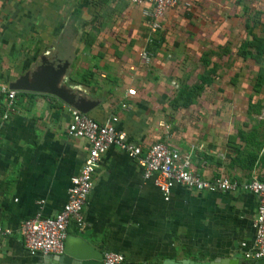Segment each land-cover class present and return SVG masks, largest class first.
<instances>
[{
    "label": "crops",
    "instance_id": "0c3cea01",
    "mask_svg": "<svg viewBox=\"0 0 264 264\" xmlns=\"http://www.w3.org/2000/svg\"><path fill=\"white\" fill-rule=\"evenodd\" d=\"M185 1L190 4L186 11L193 16L201 7H210L213 0ZM35 4L29 0H0V84L16 85L15 91L21 94L16 97L14 114L0 123V227L10 231V235L0 236V264H101L104 251L121 254L123 264H245L239 243L248 244L253 238L254 196L243 192H192L174 186L164 200L151 180L142 178L134 161L113 148L98 162L83 208V225L77 228L70 223L66 227L64 253L49 257L26 253L18 233L20 222L36 213L48 217L60 210L69 180L78 172L86 153L85 141L65 134L67 107L96 122L116 115L117 129L132 141L141 147L154 142L168 145L180 155H187L190 166L204 178H264V149L246 148L256 156L247 168L242 157L240 161L234 157L232 149L238 145H230L231 132L219 126L216 119L193 124L191 109L187 114L183 110L192 104L187 108L169 107L167 98L173 83H168L167 77L178 78L180 49L190 36L184 32L190 23L181 7L164 14L161 33L154 37L157 46L147 66L137 57L147 44L140 8L128 0L96 4L102 27L95 36L99 47L94 50L93 61L86 60L85 64L80 59L84 52L79 58L80 52L75 53L79 68L69 63L77 30L71 36L64 29L72 7L79 11L74 28L76 23L86 28L88 10L93 6L86 0L65 10L61 3ZM32 6L49 10L45 23V19L38 22L37 16L35 23H28L25 14ZM50 10H56L60 19H53ZM105 10L111 11L112 17L106 18ZM28 20L33 22V18ZM190 22L194 23L192 18ZM45 27L56 30L52 40L56 42V57L65 69L51 86L54 94L34 91L48 87L34 84L36 75L28 78L17 62L12 63L18 56L8 45L13 40H29L30 33L38 39L41 34L51 38ZM64 40L69 44L62 49ZM114 40L122 43L114 47ZM125 44L131 46L126 49ZM106 48L111 49L107 52ZM30 87L32 90L21 89ZM128 88L135 91L131 99L125 96ZM120 101L126 103V109L119 108Z\"/></svg>",
    "mask_w": 264,
    "mask_h": 264
},
{
    "label": "rangeland",
    "instance_id": "374dc122",
    "mask_svg": "<svg viewBox=\"0 0 264 264\" xmlns=\"http://www.w3.org/2000/svg\"><path fill=\"white\" fill-rule=\"evenodd\" d=\"M29 1L36 2V6L42 1L61 3L62 10L69 9L72 4L80 2V0ZM106 1L86 0L90 7L93 6L90 10L87 9L90 14L89 23L85 26L86 28L84 24L82 27H79L78 23L75 24L78 38L76 37L71 44L69 63L72 62L79 68L80 63H75V60L80 54L86 53L80 56L84 64L86 60L91 62L96 53L94 50L99 47L95 36L102 27L98 22L100 15L96 4L100 6ZM64 5L67 8L63 7ZM34 7L28 10L29 14H25L28 23H35L34 16H37L38 22L45 19L43 22L45 23L49 10H39ZM57 12L50 10L53 19L54 17L60 19L61 15L59 16ZM60 14L64 15L62 12ZM112 14L111 11H104L106 18L112 17ZM186 14L190 24L184 32L190 35L189 41L186 43V50V44L180 49L182 63L178 65L179 76L172 81V89L168 93L167 100L170 101L181 86L192 88L199 84L200 79L207 76L208 82L203 84L201 90L192 98V107L183 109L184 113L187 114L188 109H191L193 124L208 123L216 119L219 126L231 132L229 137L232 138L230 144L232 147L236 145L246 147V141L239 140V138L247 137L254 132L255 135L250 142L257 143L259 146L249 145L247 149L258 150L259 147L264 149V0H213L210 7H201L196 15L193 13L192 16L191 12L186 11L183 17H186ZM32 18L33 22L28 20ZM191 18L194 23L190 22ZM32 28V26L27 27V29ZM45 29L48 30L47 27ZM49 30L51 38L45 39L44 34H41L38 39L30 33L29 40L25 42L13 40L8 45H11L10 48L18 56L12 63L17 62L20 71H23L28 78L36 75V79H33L34 84L48 87L46 92L51 94L52 84L56 81V77L60 76V71L64 72L65 69L58 56L56 57V42L52 40L56 37V30L52 28ZM107 30H110V26ZM254 38L262 40L263 45L260 44L255 48L250 46L248 42ZM114 43L115 47L122 42L114 40ZM99 45L102 47V43ZM149 45L151 44L147 43L143 48L149 54L148 64H150V57L152 59L155 49ZM130 46L125 44L124 47L128 49ZM110 49L105 50L108 52ZM247 51L252 55H247ZM75 53H79L77 58ZM147 63L143 65L149 66ZM24 79L26 80L25 76ZM14 87L17 88L16 85ZM235 139H238V143H234ZM262 155H264V150ZM263 160L259 159L260 162Z\"/></svg>",
    "mask_w": 264,
    "mask_h": 264
},
{
    "label": "built area",
    "instance_id": "2783aa9c",
    "mask_svg": "<svg viewBox=\"0 0 264 264\" xmlns=\"http://www.w3.org/2000/svg\"><path fill=\"white\" fill-rule=\"evenodd\" d=\"M140 8L147 36L150 43L162 30V19L166 11L181 7L188 10L190 4L185 0H128ZM138 58L141 63L149 61V54L142 49ZM17 92L6 84H0V123L8 121L15 112ZM125 96L133 98L135 91L126 89ZM119 108L126 109V103L120 101ZM68 121L65 134L68 138L83 140L87 149L78 172L70 178L66 191V201L54 215L44 217L36 213L20 222L18 233L22 248L28 255H60L66 237V227L73 223L80 228L83 225L82 213L87 198L93 187V175L100 157L110 148L116 149L134 161L141 171L143 179L151 180L163 199H167L174 186L192 192H243L256 199V209L252 220L254 230L250 243L240 242L239 248L244 260L264 258V178L255 177L240 181L227 176L204 178L189 164L187 155H180L176 150L162 142H154L141 147L117 129V116L110 115L104 122H96L80 111L67 107ZM10 231L0 227V236H8ZM101 264H123L124 258L119 253L104 251Z\"/></svg>",
    "mask_w": 264,
    "mask_h": 264
},
{
    "label": "trees",
    "instance_id": "16d2710c",
    "mask_svg": "<svg viewBox=\"0 0 264 264\" xmlns=\"http://www.w3.org/2000/svg\"><path fill=\"white\" fill-rule=\"evenodd\" d=\"M79 15V11L75 8V7H72L71 11L68 13V17H67V23H66V27H65V31L64 32H68L72 35H75V28H74V22L75 20L77 19ZM65 34H62V36L64 37ZM69 44V41H63L61 44H60V48L63 49V45H67ZM151 47H155L157 46V42H156V39L152 40L150 42ZM248 44L252 47H258L260 44L263 45L262 43V40L260 39H257V38H254L252 39L250 42H248ZM264 46V45H263ZM59 52L61 51L60 49L58 50ZM247 55H252V53H250L249 51H247ZM208 74V73H207ZM88 76L91 77V74L88 73ZM173 79H175V77H171V75L169 77H167V82L169 83L170 81H173ZM208 82V79H207V76L206 78L203 77L202 79H200L199 81V84L192 87V88H188V87H185V86H181L177 91H176V95H174V97H172V99H170L169 101V107L171 109H177V108H187L188 106L191 105V101H192V98L195 96V94L197 92H199L201 90V86L205 83ZM169 90L171 91V88H169ZM169 91V92H170ZM17 96H21L20 93H17L16 97ZM255 130V129H253ZM255 133L252 132L250 135H248L247 137H241L239 138V140H242V141H246L247 143V146L249 145H254V146H259V144L257 143H251L250 140L253 139ZM246 147L242 148V149H239L238 146H236V148H234V157L240 161L241 157H242V160H244L245 162H247V165L246 167L249 168L252 166L256 156H255V152H250L251 150H247ZM260 149V147L258 148V150Z\"/></svg>",
    "mask_w": 264,
    "mask_h": 264
},
{
    "label": "water",
    "instance_id": "95a60500",
    "mask_svg": "<svg viewBox=\"0 0 264 264\" xmlns=\"http://www.w3.org/2000/svg\"><path fill=\"white\" fill-rule=\"evenodd\" d=\"M9 88H11L13 90H16V88L14 86L9 87ZM32 88L33 87H30V88H27V89L26 88H21V89L22 90H32ZM47 90L48 89H43V87L42 88L39 87V88L34 89V91H36V92H43V93H47L46 92ZM63 253H64V247H63V251H62V253L60 255H62ZM49 256H55V255H45V256H42V257H49ZM56 256H58V255H56ZM43 259H45V258H43ZM100 259H101V257H100ZM100 259H99V261H100ZM244 263L245 264H264V258H261L259 260H246V262H244Z\"/></svg>",
    "mask_w": 264,
    "mask_h": 264
}]
</instances>
